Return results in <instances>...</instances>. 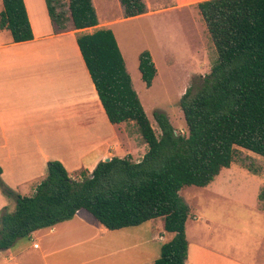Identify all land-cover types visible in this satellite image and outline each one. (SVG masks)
<instances>
[{
	"label": "trees",
	"instance_id": "16d2710c",
	"mask_svg": "<svg viewBox=\"0 0 264 264\" xmlns=\"http://www.w3.org/2000/svg\"><path fill=\"white\" fill-rule=\"evenodd\" d=\"M124 19L146 13L143 0H118ZM50 21L65 30L70 21L85 68L111 125L132 122L147 151L139 162L127 155L99 161L72 179L58 161H48L46 175L30 197L1 179L0 192L15 203L0 210V253L18 240L70 220L80 210L109 231L163 220L167 238L154 264H186L185 224L190 210L179 196L183 187L203 188L230 168L235 149L264 158V0H205L196 4L216 52V62L191 95L179 100L187 135H177L168 117L154 112L157 136L133 89L110 29H94L98 19L91 0H68L69 17L59 0H45ZM0 30L12 43L33 39L23 0H2ZM142 83L150 88L156 67L148 51L138 55ZM264 205V187L258 193Z\"/></svg>",
	"mask_w": 264,
	"mask_h": 264
},
{
	"label": "crops",
	"instance_id": "0c3cea01",
	"mask_svg": "<svg viewBox=\"0 0 264 264\" xmlns=\"http://www.w3.org/2000/svg\"><path fill=\"white\" fill-rule=\"evenodd\" d=\"M23 2L33 39L12 43L9 32L0 30L1 179L18 194L25 185L35 181L36 186L45 177L48 161L60 162L72 178L79 171L91 172L99 161L114 157L121 145L118 141L111 145L117 136L110 138L103 129L117 127L130 136L127 125L134 127L132 122H108L76 44L81 31L74 30L70 21L65 30H58L49 19L45 0ZM92 5L95 9V1ZM173 9H183L180 1ZM97 19L94 30L110 29L117 22ZM116 42L124 60L125 52ZM125 68L128 72L126 64ZM139 145L138 158L127 151L124 156L139 162L147 151L143 142ZM229 170L222 169L203 188L215 191ZM30 189L33 193L34 187ZM9 206L0 196V210ZM253 216L244 214L247 227L231 221L213 227L201 242L188 239L185 226L186 264H264V213L255 212L263 226L252 222ZM165 240L162 219L109 231L80 210L70 220L18 240L0 253V264H154Z\"/></svg>",
	"mask_w": 264,
	"mask_h": 264
},
{
	"label": "rangeland",
	"instance_id": "374dc122",
	"mask_svg": "<svg viewBox=\"0 0 264 264\" xmlns=\"http://www.w3.org/2000/svg\"><path fill=\"white\" fill-rule=\"evenodd\" d=\"M94 1L100 22L117 21L110 29L125 52L124 60L133 88L155 134L159 136L160 132L153 114L161 112L168 117L177 135L186 136L187 127L179 100L189 87L191 95L196 93L201 80L210 73L216 62L214 46L196 7L198 2L205 0H143L150 7L146 15L130 19H124L117 0ZM94 1L92 0L93 4ZM179 1L180 8L183 9H173ZM60 2L58 10L68 18V1ZM93 31L94 29H89L86 33ZM145 50L150 53L156 67V75L150 88L144 86L138 71V54ZM113 128H104L103 132L110 138L117 136V140L110 142L111 145L117 141L121 144L113 154L114 157L123 158L127 151L138 158L139 142L143 141L136 125H127L126 131L130 136L121 133L117 127ZM81 172L83 171L74 173L75 178H71L78 180ZM218 184L220 186L215 191L189 186L183 187L179 192L190 210L185 224L188 239L201 242L211 228L223 226L230 221L241 227L250 226L246 225V213L254 215L252 222L263 226V220H257L255 212L264 213V205L255 193L264 187V158L235 149L230 170L223 174V179ZM30 185L35 187V181L25 185L19 195L32 196ZM0 196L10 202L8 212H12L14 201L1 192ZM235 215L241 218L234 217Z\"/></svg>",
	"mask_w": 264,
	"mask_h": 264
},
{
	"label": "water",
	"instance_id": "95a60500",
	"mask_svg": "<svg viewBox=\"0 0 264 264\" xmlns=\"http://www.w3.org/2000/svg\"><path fill=\"white\" fill-rule=\"evenodd\" d=\"M109 160H110V159H105L104 161H105V162H108Z\"/></svg>",
	"mask_w": 264,
	"mask_h": 264
}]
</instances>
